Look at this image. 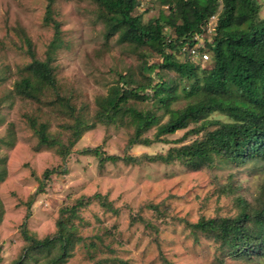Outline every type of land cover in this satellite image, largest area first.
<instances>
[{"label": "rangeland", "instance_id": "rangeland-1", "mask_svg": "<svg viewBox=\"0 0 264 264\" xmlns=\"http://www.w3.org/2000/svg\"><path fill=\"white\" fill-rule=\"evenodd\" d=\"M259 2L258 16L264 18V0ZM44 5L45 0H0V264H11L23 253L25 234L37 239L52 235L61 207L96 192L118 211H105L95 201L82 207V220L76 221L85 240L61 264H262L255 256L223 255L218 243L185 223L234 216L239 197L255 203L264 178L261 163L217 161L198 170L179 161L127 163L124 155L164 153L193 140L196 134L189 131L195 124L164 136L165 141L127 146L130 128L95 120L96 96L106 93L118 73L140 79L141 55L149 49L121 43L116 35L106 38L91 0H56L64 42L53 62L61 88L85 112L90 128L64 157L38 146L27 118L48 121L49 132L65 141L63 119L55 108L14 95L12 84L16 66L29 60L15 28H22L37 56L44 57L52 34L43 21ZM163 8L160 0H140L135 11L147 20ZM184 103L182 99L175 106ZM216 116L224 119L216 113L209 118ZM97 146L120 159L101 162L84 152ZM46 170H52L48 179L43 177ZM41 183V192L32 197ZM91 242L96 247L87 248ZM44 260L34 253L25 264Z\"/></svg>", "mask_w": 264, "mask_h": 264}, {"label": "trees", "instance_id": "trees-1", "mask_svg": "<svg viewBox=\"0 0 264 264\" xmlns=\"http://www.w3.org/2000/svg\"><path fill=\"white\" fill-rule=\"evenodd\" d=\"M91 1L97 7L106 38L116 35L121 43L149 49L141 55L140 79L131 73H118L106 93L96 96L95 120L130 128L127 146L165 141L164 136L195 124L189 131L196 134L193 140L172 145L164 153L124 155L123 160L179 161L191 170L211 167L217 161L235 166L258 162L264 166V18L258 16L259 0H160L165 8L147 20L135 11L140 0ZM55 2L45 0L43 21L52 34L43 58L37 56L25 31L15 28L29 60L16 66L12 93L56 109L63 119L65 141L49 132L48 121L36 116L28 117L27 122L38 146L55 149L64 157L90 125L54 72L56 52L64 42ZM212 15L213 33L206 42L209 58L193 61L181 47L196 43L193 35L203 30ZM182 99L185 103L176 107ZM148 101L150 106L146 105ZM215 113L224 119L209 118ZM152 128V136L146 135ZM84 152L101 162L120 159L99 146L85 148ZM51 172L44 171V179ZM42 186L32 197L41 192ZM92 201L105 211H118L98 192L76 198L60 208L52 235L37 239L25 234L27 245L11 264H25L34 253L45 257L43 264L64 263L74 245L85 240L76 220H82L80 209ZM254 202L246 203L239 197L234 216L201 217L185 223L218 243L223 255L241 259L255 256L264 264V178ZM86 247L96 244L91 242Z\"/></svg>", "mask_w": 264, "mask_h": 264}, {"label": "built area", "instance_id": "built-area-1", "mask_svg": "<svg viewBox=\"0 0 264 264\" xmlns=\"http://www.w3.org/2000/svg\"><path fill=\"white\" fill-rule=\"evenodd\" d=\"M215 15H212L209 20L203 26V30L193 35V39L196 43L187 48L182 46L181 50L189 54L191 60L196 62H205L209 58V53L206 47V42L209 41L210 35L213 33V23Z\"/></svg>", "mask_w": 264, "mask_h": 264}]
</instances>
